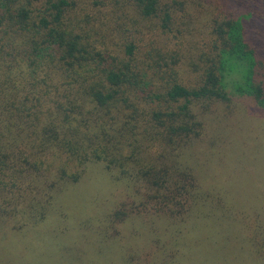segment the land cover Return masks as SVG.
Instances as JSON below:
<instances>
[{
    "label": "trees",
    "instance_id": "1",
    "mask_svg": "<svg viewBox=\"0 0 264 264\" xmlns=\"http://www.w3.org/2000/svg\"><path fill=\"white\" fill-rule=\"evenodd\" d=\"M189 4L210 8L204 30L189 28ZM232 102L264 116V0H0V223L44 221L91 164L131 191L116 225L214 217L212 204L196 214L209 195L187 154L204 116ZM218 205V227L239 222L262 258L264 218Z\"/></svg>",
    "mask_w": 264,
    "mask_h": 264
},
{
    "label": "rangeland",
    "instance_id": "2",
    "mask_svg": "<svg viewBox=\"0 0 264 264\" xmlns=\"http://www.w3.org/2000/svg\"><path fill=\"white\" fill-rule=\"evenodd\" d=\"M209 9L189 4V28L204 30L200 23L208 25ZM252 110L242 102L215 104L204 116L203 134L189 148L188 161H195L202 192L209 195L196 214L203 216L213 205L214 217H191L186 230L151 214L117 226L110 214L129 202L131 191L103 164H91L77 184L57 195L44 221L0 223V264H160L198 224L191 247H179L176 264H264V256L248 246L243 226L228 219L218 227L222 212L215 211L217 203L221 207L230 199L264 218V116Z\"/></svg>",
    "mask_w": 264,
    "mask_h": 264
}]
</instances>
